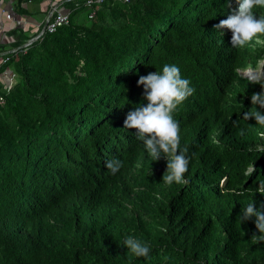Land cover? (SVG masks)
Wrapping results in <instances>:
<instances>
[{
	"label": "trees",
	"instance_id": "16d2710c",
	"mask_svg": "<svg viewBox=\"0 0 264 264\" xmlns=\"http://www.w3.org/2000/svg\"><path fill=\"white\" fill-rule=\"evenodd\" d=\"M25 2L14 12L30 14ZM238 9V0H78L55 32L12 30L15 41L0 43L9 50L0 71L17 74L10 89L0 81V264H264L255 217L241 216L249 203L264 211V126L243 119L264 113L251 102L264 87L239 72L264 76V35L233 47L231 30L214 27ZM166 64L194 89L173 113L189 166L171 185L167 158L153 161L124 126L148 103L139 77ZM111 159L123 165L114 175ZM128 236L149 256L132 254Z\"/></svg>",
	"mask_w": 264,
	"mask_h": 264
},
{
	"label": "clouds",
	"instance_id": "9594fccd",
	"mask_svg": "<svg viewBox=\"0 0 264 264\" xmlns=\"http://www.w3.org/2000/svg\"><path fill=\"white\" fill-rule=\"evenodd\" d=\"M238 12L221 20L214 27L221 31L224 28L231 30L233 47H243L251 42L253 38L264 35V16L256 18L254 9L264 7V0H238ZM228 7L231 0H226ZM259 42V41H257ZM258 68L248 67L240 69L245 71L250 83H260L264 87V76L256 71ZM138 85H143L147 106H138L134 111L127 114L124 121L126 129H136L137 139L145 146L149 157L158 161L161 155L167 158V171L163 176V183L171 185L173 182L185 183L184 175L188 171L189 159L186 156L188 148L180 149V125L173 117L177 107L194 92L190 86V80L182 78L180 69L176 65H164L162 72L149 73L140 76ZM253 105L264 108V93H253L251 96ZM255 118L257 124L264 126V113L253 107L249 112L243 114L244 120ZM240 134L243 135V129ZM264 136V133H261ZM106 168L114 175L123 166L118 159L106 162ZM252 170H255L254 165ZM247 174V173H246ZM256 191L264 194V182L259 183ZM243 221L255 217V225L260 235H253L252 240L260 243L264 241V211L257 210L254 203H249L242 210ZM124 246L136 257H148L150 248L142 244L132 236L124 240Z\"/></svg>",
	"mask_w": 264,
	"mask_h": 264
},
{
	"label": "crops",
	"instance_id": "0c3cea01",
	"mask_svg": "<svg viewBox=\"0 0 264 264\" xmlns=\"http://www.w3.org/2000/svg\"><path fill=\"white\" fill-rule=\"evenodd\" d=\"M48 0H33L32 2H25L30 14L19 15L15 13L13 8L16 0H3L0 4V43L10 44L15 41L12 30L17 28L16 22L7 19L3 11H9L14 14L13 19L21 20L24 28H30V32L36 33L42 28L48 19ZM78 0H60V5L63 10H68L76 6ZM13 10V11H12ZM14 12V13H13ZM9 50L0 51V65L3 57ZM9 70V68H7ZM5 83V82H4Z\"/></svg>",
	"mask_w": 264,
	"mask_h": 264
},
{
	"label": "built area",
	"instance_id": "2783aa9c",
	"mask_svg": "<svg viewBox=\"0 0 264 264\" xmlns=\"http://www.w3.org/2000/svg\"><path fill=\"white\" fill-rule=\"evenodd\" d=\"M26 2H32L33 0H25ZM49 6H48V19L47 23L44 25L42 31L37 35V38L41 37L42 34L45 32H55L59 27L63 25H67L70 22V11L63 10L60 5V0H48ZM104 0H87V4L92 6L94 3L100 4ZM3 14L7 17V19L16 22V25L21 24V20H15L13 19L12 13L9 11H3ZM94 13L90 14V16H93ZM33 40L28 41L25 43V46L27 47L29 44L32 43ZM6 59H3L2 62H4ZM0 81L3 83L5 88L10 89L14 83L17 81V74L9 68V70L0 71ZM5 82V83H4ZM3 96L0 95V101H3Z\"/></svg>",
	"mask_w": 264,
	"mask_h": 264
},
{
	"label": "rangeland",
	"instance_id": "374dc122",
	"mask_svg": "<svg viewBox=\"0 0 264 264\" xmlns=\"http://www.w3.org/2000/svg\"><path fill=\"white\" fill-rule=\"evenodd\" d=\"M240 72H243V74H245L246 73V70L245 71H240ZM254 72H257V73H259L260 74V70L259 69H257L256 71H254Z\"/></svg>",
	"mask_w": 264,
	"mask_h": 264
},
{
	"label": "water",
	"instance_id": "95a60500",
	"mask_svg": "<svg viewBox=\"0 0 264 264\" xmlns=\"http://www.w3.org/2000/svg\"><path fill=\"white\" fill-rule=\"evenodd\" d=\"M47 23V22H46Z\"/></svg>",
	"mask_w": 264,
	"mask_h": 264
}]
</instances>
